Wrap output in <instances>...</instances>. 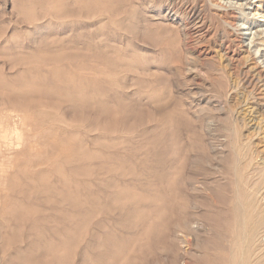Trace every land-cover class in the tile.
<instances>
[{"label":"rangeland","instance_id":"1","mask_svg":"<svg viewBox=\"0 0 264 264\" xmlns=\"http://www.w3.org/2000/svg\"><path fill=\"white\" fill-rule=\"evenodd\" d=\"M227 2L231 7H228ZM239 6H245L244 13L238 10ZM169 7L175 9L176 17L168 13ZM186 7L199 11L204 22V29L207 31L206 36L196 39L197 41L188 38L182 30L183 17L180 13ZM220 14L227 16L218 17L217 15ZM234 18L236 20H233ZM228 22H235L234 27ZM256 31L260 34L259 38H256L257 43L254 42V46H249L250 39ZM260 40L264 41V0H0V60L11 59L13 62L9 61V64L14 63L15 59L13 60L12 57L18 58L14 54L21 47L29 58L26 59V65L22 67H14V70H10L2 67L1 64L0 69L3 68L2 71L5 74L13 75L15 78L22 73L21 78H24L26 74L27 78H24L27 83L26 90L31 89L28 91L31 93H29L31 98L28 95V99L32 101L33 96L41 97L45 109L48 108L45 112H51L47 115L53 117V121L46 118L29 119L26 128L13 131L12 141L15 140L12 142V152L10 151L11 154L8 153L7 157L5 155L4 159L0 157V165L5 168L0 178V189L3 187L4 190V186L8 189H5L8 193L1 190L0 197L2 195H7L9 199L11 197L10 202L7 199V204L8 207L11 206L10 208L15 205L14 209L18 206V202H22L27 218L20 220V215L13 217L6 213L5 217L0 219V225L2 224L0 226V264H18V262L91 264L92 258L96 259L95 252L98 253V251L99 254L106 252L105 255L98 257L99 261L95 260L97 263L93 261V264H129L126 262L137 263L141 259L145 264H194L195 260L201 256H199L200 250L207 236L204 235V230H201L200 234L197 229L192 230L191 227L189 229V225L191 226L195 220L199 223L197 221L199 219L196 218L201 220L203 214H206L203 205L209 204L210 200L205 195L204 189L209 188L211 192L215 190L218 194H222V190L228 187L230 173L228 171H230L229 167H232L230 166L234 158L232 150L235 148L231 137L233 128L237 129L239 143L245 142L247 146L249 145L246 160L264 173V91L260 88L259 92L250 96L241 89H235L233 74L235 67L239 74L248 72L256 76L258 71H264V57H260L264 54V42ZM255 45L259 46L261 53L252 57L253 51L257 48ZM248 48L250 53L246 51ZM8 55L13 56L10 58ZM2 56L5 57L2 58ZM255 63L257 65H254ZM13 76L10 77L12 80ZM27 79L32 82H26ZM32 107L27 108L28 115L33 114ZM86 107L91 110H87ZM55 111L59 117L55 116ZM66 113L67 115H64ZM72 117L74 120H70ZM66 119L69 121L67 122ZM34 122L38 124L34 125ZM49 128L52 130L50 131ZM71 129H74L75 133ZM98 129L100 131H96ZM60 130H62L61 133ZM105 132L109 133L108 139L114 140H108ZM124 132H128L124 134L126 137L121 135ZM74 134L78 135V138L73 136ZM102 136L105 139L104 143L108 142L107 145L103 143L104 147L98 144L102 141ZM72 139L75 141L71 142ZM155 140L156 142L159 140V144ZM125 141L127 142L124 143ZM93 144L98 146L95 147ZM35 145L38 151L34 148ZM118 145L123 146L125 151L121 147V150L119 147L118 150H114ZM155 145L157 149L154 148ZM126 146L127 149H125ZM158 146L161 149H158ZM79 147H81L80 151ZM97 148L100 150L97 151ZM114 151L118 153V156ZM121 152L127 154L123 155ZM12 153L19 154L21 157L14 156ZM130 153L134 157H130L128 155ZM153 153H155L154 156L159 155L160 160L158 157H153ZM166 154L168 157L164 159ZM51 156L59 164L52 162L53 160L49 159ZM120 156L123 157L124 162ZM124 156L127 157L126 161ZM23 158L33 161V164H30L28 160L23 161V164L27 163L30 166H22ZM152 158L159 160L158 164L162 166L156 164L157 161ZM130 160L136 161L134 163L131 161L133 165L136 164L134 167ZM119 162L122 166L118 164ZM81 165L83 168H80ZM8 166L9 169H7ZM52 166L58 168H51ZM126 170L128 175L132 173L130 178L125 174ZM82 171L85 173L82 174ZM164 171L174 178L176 185L173 184V186L178 192V197L174 199L177 203L174 201L171 212L166 209L167 205L169 204V207L172 203L168 198L169 186L167 185L169 184L168 182L166 184L168 175L163 173ZM57 172L58 174L60 172L61 176ZM120 173L126 179H122V175H117ZM135 174L138 175L141 183L136 182L137 186L135 181L138 178ZM16 176L17 178L13 180ZM68 176H72L74 181ZM157 176L158 179H156ZM35 178H37L36 182H34ZM128 178L130 180L134 178L133 181L131 180L134 183ZM116 180L119 181V187L118 185L116 187L118 190L122 189L119 192L122 194L121 197L119 194V198H117V191H115L116 196L113 195ZM123 180H127L126 184ZM122 182L125 186L130 185V189L129 187L123 189L125 186ZM91 183L93 186H90ZM105 183H110L109 185H112L114 189ZM211 185L212 189L214 186L216 189L212 190ZM81 192L87 194L86 198ZM90 193L93 194L90 195ZM76 194L80 196L79 199ZM136 196H139L138 199ZM67 197H73L74 203ZM48 199L52 202L49 203ZM3 200L0 198V206L4 204ZM77 200L81 201L79 210L78 204L76 205ZM82 206L87 209L83 207L82 210ZM162 206L165 207L162 208ZM91 210L94 214L85 216L87 213H93ZM77 213L82 215L79 216ZM95 213H97L96 217ZM6 219L9 220L8 223ZM18 223H22V226L19 224L21 226L19 227ZM143 224H146V227H141L144 226ZM152 224L153 226L150 227ZM18 227L20 230L17 229L15 234ZM146 228L151 229L149 233ZM96 232L98 237L101 234L103 237L101 235L98 238ZM106 234L108 236H105ZM104 236L108 238L107 241ZM6 240L7 243H12L11 246L6 243ZM102 240L108 246L102 243ZM139 242L144 245L142 246ZM147 245L152 246L151 249ZM89 246L93 247V250ZM101 246H104L103 249ZM87 253H90V256L94 253V256L90 257ZM15 257H21L20 259L23 260H17ZM86 258L90 259V263ZM135 259L137 262L133 261Z\"/></svg>","mask_w":264,"mask_h":264},{"label":"bare ground","instance_id":"2","mask_svg":"<svg viewBox=\"0 0 264 264\" xmlns=\"http://www.w3.org/2000/svg\"><path fill=\"white\" fill-rule=\"evenodd\" d=\"M88 2V1H87ZM91 2V1H90ZM214 2V1H213ZM126 3V2H125ZM232 3V2H231ZM29 4V3H28ZM98 4V3H97ZM114 4V3H113ZM227 4H228V7H231V5H230V3L229 2H227ZM131 5H133V4H131ZM173 5V4H172ZM171 5V6H172ZM215 5L217 6V4L215 3ZM181 6V5H180ZM238 6V5H237ZM51 7V6H50ZM194 7V6H193ZM219 7V6H218ZM127 8V7H126ZM131 8V7H130ZM238 8V10L240 11V12H242V13H244V10H243V8H245V6L244 7H242V6H239V7H237ZM129 9V8H128ZM131 10V9H130ZM168 13L170 14H172V16L173 17H176V13H175V9H173L172 7L170 8H168ZM232 10V9H231ZM127 11V10H126ZM216 13V12H215ZM225 13V12H224ZM44 14V13H43ZM133 14V13H132ZM180 14H182V17H183V19H181L182 21H181V25H182V30H183V33L184 34H186L187 35V37L188 38H191V40H196V39H199L200 37H202V36H206V32L207 31H205V29H204V22H203V19L200 17V14H199V11L197 10V9H195V8H192V7H190V8H187L186 7V9H184L183 11H182V13H180ZM229 14H230V11H229ZM250 14V13H249ZM244 15V14H243ZM218 17H224V16H227L226 14H220V15H217ZM229 16V15H228ZM231 16V15H230ZM125 17V16H124ZM233 17V16H232ZM237 17V16H236ZM216 18V17H215ZM225 18V17H224ZM233 20H236L235 18L233 19ZM225 21V23H227L226 21V19L224 20ZM125 23V22H124ZM224 23V22H223ZM228 24L229 25H231L232 27H234V25H235V22H228ZM250 26H253V25H250ZM136 27V26H135ZM229 27V26H228ZM132 31V30H131ZM182 32V31H181ZM259 35L260 34H258V32L256 31V32H254V34L252 35V37H251V39H250V43H249V46L250 45H253L254 46V42L255 41H257L256 40V38H259ZM233 37V36H232ZM208 39V38H207ZM204 40V39H203ZM234 40V39H233ZM41 41V40H40ZM197 41V40H196ZM261 42H264V41H262V40H260ZM4 42V41H3ZM1 43V42H0ZM47 43V42H46ZM255 43H257V42H255ZM260 43V42H259ZM196 45V44H195ZM258 45V44H257ZM256 46V45H255ZM8 47V46H7ZM257 47V48H256ZM255 48V50L253 51V53H252V57H254V56H256L257 54H259V53H261V52H259V46H256ZM17 49V48H16ZM189 50V49H188ZM246 51L248 52L249 51V53H250V49L248 48V49H246ZM11 52V51H10ZM7 53V52H6ZM9 53V52H8ZM12 53V52H11ZM26 52L24 51V48H20V50H18L17 52H16V54H14V56H16V57H18L17 59L16 58H14V57H12L13 55H11V56H9L8 55V57H12V59L14 60L15 59V62L14 63H12V64H9V61H11V59H9V61L7 60V59H5V58H3V57H5V56H2V58L3 59H1L0 60V65L2 66V67H6V68H9L10 70H12L14 67L15 68H17V67H22V66H24V65H26L25 63H26V59L28 58L27 56H26V54H25ZM224 56V55H223ZM40 57V56H39ZM260 57H264V54L263 55H260ZM60 58H61V56H60ZM230 58V57H229ZM29 59V58H28ZM39 59V58H38ZM228 59V58H227ZM231 59V58H230ZM229 59V60H230ZM232 60H234V59H232ZM227 61V60H226ZM236 61V60H235ZM264 61V60H263ZM11 62H13V61H11ZM35 62V61H34ZM258 63V62H257ZM257 63H255L254 65H257ZM37 64H39V63H37ZM44 64V63H43ZM228 66H229V64H228ZM255 67V66H254ZM1 68V67H0ZM14 68V69H15ZM3 69V68H2ZM2 69H0V157H3V159H4V157H5V155H6V157H7V155H8V153H10L11 154V146H12V142L15 140V139H13V141H12V133H13V131H16V130H18V129H22V128H26V126L28 125V120L29 119H33V118H36V119H38V120H41V119H44V118H46L47 120H49V119H52V121H53V117H51L50 115H47V113H50L51 114V112H45V111H47L48 110V108H47V110L45 109V106L43 105V103L41 102V97L40 98H38V96H33L32 98H33V100L32 101H30L29 99L31 98V96H30V92H28L29 90H31L30 88L28 89V91L26 90V87H27V83H25V81L24 80H26V79H24V78H27L26 77V74H24V78H21V76L23 75V73H22V75L21 76H17L16 78H15V76H13L14 78H13V80H12V78H10V77H12L11 75H9L8 76V74H5V72L4 71H2ZM8 69V70H9ZM13 69V70H14ZM4 70V69H3ZM22 70V69H21ZM238 70V69H237ZM18 71V70H17ZM20 71V70H19ZM23 71H24V68H23ZM37 71V70H36ZM76 71V70H75ZM11 72V71H10ZM22 72V71H21ZM14 74V73H13ZM16 74H17V72H16ZM233 74H234V78H235V89H241L245 94H249L250 96L252 95H254L256 92H259V89L260 88H262V90L264 91V71L263 70H260V71H258L257 72V75L255 76V75H251V74H248V72H243L242 74H239V73H237L236 72V67H235V71H233ZM209 75V74H208ZM37 76V75H36ZM213 76V75H212ZM233 76V75H232ZM28 80V79H27ZM38 80V79H37ZM42 80V79H41ZM199 80H200V78H199ZM234 80V79H233ZM14 81H15V83H14ZM39 81V80H38ZM26 82H32V81H30V80H28V81H26ZM34 83V82H33ZM36 83V82H35ZM17 85V86H16ZM102 85V84H101ZM33 89V88H32ZM232 89V88H231ZM84 90V89H83ZM33 91V90H32ZM261 92V91H260ZM30 93V94H29ZM264 93V92H263ZM262 93V94H263ZM258 94V93H257ZM28 95L30 96V98L28 99ZM46 95V94H45ZM45 95H43V97H45ZM48 95H49V93H48ZM40 96V95H39ZM51 96V95H50ZM49 96V97H50ZM260 96V95H259ZM258 96V97H259ZM262 96V95H261ZM263 96H264V94H263ZM48 96H46V98H47ZM256 97V96H255ZM257 97V98H258ZM107 98V97H106ZM253 98V97H252ZM251 98V99H252ZM126 99H128L127 97H126ZM250 99V98H249ZM260 99V98H259ZM130 100V99H129ZM107 102V101H106ZM261 102V101H260ZM125 103V102H124ZM223 104V103H222ZM117 105V104H116ZM30 106H33L32 107V110H33V114L31 113V114H29L28 115V112H27V108L29 107L30 108ZM56 107V106H55ZM122 107V106H121ZM127 107V106H126ZM80 108V107H79ZM105 108V107H104ZM51 109V108H50ZM49 109V110H50ZM72 109V108H71ZM76 109V108H75ZM86 109H87V107H86ZM85 109V110H86ZM88 109H90V108H88ZM87 109V110H88ZM121 109V108H120ZM125 109V108H124ZM123 109V110H124ZM128 109V108H127ZM137 109V108H136ZM264 109V108H263ZM64 110V109H63ZM91 110V109H90ZM109 110V109H108ZM60 111H62V110H60ZM65 111V110H64ZM63 111V112H64ZM73 111V110H72ZM133 111V110H132ZM264 111V110H263ZM70 112V111H69ZM76 112V111H75ZM86 113H88L87 111H85ZM108 112V111H107ZM112 112V111H111ZM109 113V112H108ZM45 114V115H44ZM54 114H55V116H58V115H56V111L54 112ZM71 114V113H70ZM77 114V113H76ZM118 114V113H117ZM64 115H67V113L66 114H64ZM75 115V114H74ZM73 115V116H74ZM111 115V114H110ZM119 115V114H118ZM126 115V114H125ZM62 116V115H61ZM108 116H109V114H108ZM108 116H106V117H108ZM123 116H124V113H123ZM59 117V116H58ZM68 117H69V114H68ZM110 117V116H109ZM75 118H77V117H75ZM69 119V118H68ZM73 119V117L70 119V120H72ZM120 119V118H119ZM61 120H62V118H61ZM74 120V119H73ZM121 120V119H120ZM125 120V119H124ZM52 121H51V124H52ZM66 121H67V119H66ZM69 121V120H68ZM67 121V122H68ZM121 121H123V120H121ZM36 122V121H35ZM35 122L33 123L34 125H36V124H38V123H36L35 124ZM55 122V121H54ZM61 122V121H60ZM118 122H120V121H118ZM127 122V121H126ZM65 123V122H64ZM113 123V122H112ZM131 123V122H130ZM50 124V123H49ZM54 124V123H53ZM53 124H52V127H54L53 126ZM66 124V123H65ZM124 124V123H123ZM31 125V124H30ZM113 125V124H112ZM115 125V124H114ZM51 126V125H50ZM66 126H67V124H66ZM65 126V127H66ZM98 126V125H97ZM107 126V125H106ZM123 125L121 124V127H122ZM35 127V126H34ZM47 127V126H46ZM67 127H69V126H67ZM92 127H93V125H92ZM108 127H109V125H108ZM113 127H115V126H113ZM112 127V128H113ZM29 128V127H28ZM61 128V127H60ZM64 128V127H63ZM75 128H77V127H75ZM74 128V129H75ZM43 129V128H42ZM45 129V128H44ZM43 129V130H44ZM74 129L72 130L73 132H74ZM78 129V128H77ZM96 129V128H95ZM104 129V128H103ZM119 129V128H118ZM125 129V128H124ZM34 130V129H33ZM32 130V131H33ZM48 130V129H47ZM49 130H50V128H49ZM51 130H52V128H51ZM50 130V131H51ZM55 130V129H54ZM91 130V129H90ZM133 130V129H132ZM166 130V129H165ZM175 130V129H174ZM39 131H41V130H39ZM61 131L62 130H60V133H61ZM96 131H100L99 129L98 130H96ZM103 131V130H102ZM113 131H115V130H113ZM124 131V130H123ZM128 131V130H127ZM148 131V130H147ZM55 132H58L59 133V131H56L55 130ZM68 132H70V131H68ZM104 132V131H103ZM129 132V131H128ZM127 132V133H128ZM131 132V131H130ZM20 133H22V132H20ZM32 133V132H31ZM40 133H42V132H40ZM52 133H54V132H52ZM63 133V132H62ZM75 133V132H74ZM101 133V132H100ZM106 133V132H105ZM126 132H124L123 134H121V135H123V137L127 134ZM146 133V132H145ZM18 134V133H17ZM51 134V133H50ZM55 134V133H54ZM76 134H77V132H76ZM108 134L109 133H106V135L105 134H102L103 136L105 135L106 136V138L108 139ZM116 134V133H115ZM117 134H119V133H117ZM125 134V135H124ZM42 135V134H41ZM149 135V134H148ZM159 135V134H158ZM55 136V135H54ZM53 136V137H54ZM57 136V135H56ZM63 136H64V134H63ZM73 136H75V137H77L75 134L73 135ZM102 136V137H103ZM108 136V137H107ZM115 136V135H114ZM118 136V135H117ZM116 136V137H117ZM30 137H31V135H30ZM40 137V136H39ZM44 137V136H43ZM50 137V136H49ZM58 137V136H57ZM65 137V136H64ZM122 137V136H121ZM126 137V136H125ZM232 138H233V141H234V146H235V148L232 150V151H234L233 153H234V158H233V160H232V165H230V166H232L231 168L229 167V169H230V171H228V172H230L229 173V182H228V187H225L224 188V190H225V193H224V190H222V194H218L217 193V191H215V190H213L214 188H215V186H214V188L212 189V185H211V189L213 190L212 192L209 190V188L208 189H204L205 191H206V194L205 195H207V197H209L208 199L210 200V202H209V204L208 203H205L204 205H203V207H204V210L206 211V214L204 213L203 214V216L201 215V213H200V215L202 216V218H201V220H200V218H196V219H199V220H197V221H199V223L198 222H196V220L195 221H193V222H195V223H191L192 225L190 226L189 225V229H190V227L192 228V230H198V231H200V234L202 233L201 232V230L203 231V233H204V235L205 236H207V238H206V241H204V245H203V247L201 248V253L199 254V258H197L196 260H195V262H194V264H264V173H263V171L261 172V170H259L256 166H254V165H252V163L250 162V161H248V160H246L247 158V150L249 149L248 148V146L245 144V142L244 143H239V140H238V132H237V129H235V128H233V132H232V136H231ZM248 137V136H247ZM54 138H56V137H54ZM53 138V139H54ZM70 138H72V136L70 137ZM78 138V137H77ZM100 138H101V136H100ZM119 138H120V135H119ZM21 139V138H20ZM52 139V140H53ZM56 139H58V138H56ZM60 139V138H59ZM104 139V137L102 138V141H99V143L96 141V144L98 143L99 144V146L100 145H102L103 146V143H104V141H105V139ZM110 139H113V138H110ZM110 139H108V140H110ZM116 139V138H115ZM125 139V138H124ZM248 139V138H247ZM18 140V139H17ZM33 140H35V138L33 139ZM41 140H43V139H41ZM60 140H64L63 138L62 139H60ZM73 140V139H72ZM92 140V139H91ZM90 140V141H91ZM107 140V141H108ZM114 140V139H113ZM113 140H111V142L113 141ZM122 139H120V141H121ZM154 140V139H153ZM157 140V139H156ZM156 140H155V142H156ZM75 140H73V141H71V142H74ZM82 141V140H81ZM80 141V143H81V147H82V142ZM116 141H118L117 139H116ZM159 141V140H158ZM158 141L156 142V143H158ZM16 142V141H15ZM21 142V141H20ZM54 141H52V143H53ZM56 142H58V141H56ZM55 142V143H56ZM60 142V141H59ZM64 142V141H63ZM63 142H61L62 144H63ZM66 142V141H65ZM102 142V143H101ZM110 142V143H111ZM127 141H125L124 143H126ZM164 142V141H163ZM242 142V141H241ZM76 143V142H75ZM106 143V142H105ZM104 143V144H105ZM108 143V142H107ZM107 143H106V145H107ZM118 143V142H117ZM116 143V144H117ZM120 143V142H119ZM129 143V142H128ZM150 143V142H149ZM24 144V143H23ZM73 144V143H72ZM71 144V145H72ZM84 144V143H83ZM159 144V143H158ZM38 145V144H37ZM57 145V144H56ZM61 145V144H60ZM94 145V144H93ZM114 145V144H113ZM112 145V146H113ZM130 145V144H129ZM147 145V144H146ZM152 145V144H151ZM163 145V144H162ZM165 145V144H164ZM27 146V145H26ZM30 146V145H29ZM52 146H53V144H52ZM59 146V145H58ZM78 146H80V145H78ZM84 146V145H83ZM95 147L96 146H98V145H94ZM105 146V145H104ZM103 146V147H104ZM110 145H108V148H110L109 147ZM128 146V145H127ZM127 146H126V148L125 149H127ZM14 147H17V146H14ZM53 147H56L55 146V144H54V146ZM70 147H72V146H70ZM81 147H79V151L81 150ZM102 147V148H103ZM118 147H119V145L117 146V149H114V150H118ZM121 148L123 147V146H120ZM119 147V148H120ZM159 147V146H158ZM160 147H161V145H160ZM158 148V149H161V148ZM166 146H164V148H165ZM31 148V147H30ZM29 148V149H30ZM35 149H36V145H35V147H34ZM37 148H38V146H37ZM59 147H57V149H58ZM76 147L74 146V149H75ZM107 148V147H106ZM114 148H116V147H114ZM121 148H120V150H121ZM154 148H156V145H155V147ZM248 148V149H247ZM32 149V148H31ZM41 149V148H40ZM70 149V148H69ZM105 149V148H104ZM111 149V148H110ZM113 149V148H112ZM123 149V148H122ZM128 149H129V147H128ZM157 149V148H156ZM156 149H154L155 151H156ZM37 150V149H36ZM36 150H34V151H36ZM55 150V149H54ZM84 150V149H83ZM98 150H100L99 148H97V151ZM105 150H107V149H105ZM124 150V149H123ZM137 150V149H136ZM11 151V152H10ZM16 151V150H15ZM14 151V152H15ZM22 151H24V149H22ZM38 151V150H37ZM47 151V150H46ZM56 151V150H55ZM86 151V150H85ZM101 151H102V149H101ZM110 151V150H109ZM125 151V150H124ZM130 151V150H129ZM133 151V150H132ZM13 152V153H14ZM18 152V151H17ZM16 152V153H17ZM21 152V151H20ZM62 152H63V150H62ZM88 152H90L89 150H88ZM96 152V151H95ZM112 152V151H111ZM110 152V153H111ZM115 152V155H117L118 156V153L116 154V151H114ZM114 152H113V154H114ZM118 152V151H117ZM126 152H128L127 150H126ZM126 152H121V153H123V155H124V153H126ZM158 153H160L159 151H157ZM251 152H252V150H251ZM12 153V154H13ZM19 153V152H18ZM47 153V152H46ZM50 153V152H49ZM53 153V152H52ZM85 153V152H84ZM121 153H119L120 155H121ZM131 153H133V152H131ZM131 153L130 154H128V155H130V157H134V156H131ZM135 153V152H134ZM91 154H92V152H91ZM102 154V153H101ZM100 154V155H101ZM107 154V153H106ZM112 154V153H111ZM127 154V153H126ZM149 154V153H148ZM161 154V153H160ZM14 155V154H13ZM17 155H19V154H17ZM16 154L14 155V156H17ZM23 155H27V154H23ZM53 155H54V153H53ZM55 155H58V154H55ZM93 155V154H92ZM155 155V153H153V157H158L157 155L156 156H154ZM163 155V154H162ZM161 155V158L163 159V156ZM168 154H166L165 155V158L164 159H167L166 157H168L167 156ZM20 156V155H19ZM102 156H104V154H102ZM126 156V155H125ZM125 156H124V158H125ZM9 157V156H8ZM18 157V156H17ZM21 157V156H20ZM33 157H35V156H33ZM38 157H40L39 155H38ZM37 156L35 157L36 159L38 158ZM53 156H51V158H49V159H51V160H53L54 158H52ZM55 157V156H54ZM121 158H122V161H123V157L122 156H120ZM15 158V157H14ZM58 158V157H57ZM101 158H103V157H101ZM120 158V159H121ZM127 158V157H126ZM126 158H125V161H126ZM156 158H154L156 161H157V163L156 164H158V161L160 160L159 159V157H158V159L159 160H157ZM2 159V160H3ZM10 159V158H9ZM131 159V158H130ZM147 159V158H146ZM153 159V158H152ZM153 159V160H154ZM163 159V160H164ZM170 159V158H169ZM1 160V161H2ZM18 160V159H17ZM22 160V166L24 165V166H27L28 164L27 163H24L23 164V161H28L27 159L26 160H24V158L23 159H21ZM47 160V159H46ZM50 160V161H51ZM56 160V159H55ZM60 160V159H59ZM65 160V159H64ZM94 160V159H93ZM106 159H104V161H105ZM108 160H110V159H108ZM129 160V159H128ZM133 160V159H132ZM132 160H130V163H131V161ZM135 160V159H134ZM148 160V159H147ZM146 160V161H147ZM185 160V159H184ZM49 161V160H48ZM47 161V162H48ZM88 161V160H87ZM101 161V160H100ZM102 161H103V159H102ZM101 161V162H102ZM120 161V160H119ZM144 161V160H143ZM145 161V162H146ZM165 161V160H164ZM171 161V160H170ZM7 162V161H6ZM29 162H30V160H29ZM40 162V161H39ZM39 162H38V166H39ZM52 162H57V161H52ZM117 162V161H116ZM115 162V163H116ZM124 162V161H123ZM134 162H136V161H134ZM133 161H132V163H134ZM166 162H168L167 160H166ZM250 162V163H249ZM4 163V162H3ZM33 164V161H31L30 162V164ZM87 163V162H86ZM103 163H106V162H103ZM113 164H114V162H112ZM126 163V162H125ZM131 163V165L134 167L135 165H133ZM170 163V162H169ZM2 164V163H1ZM10 164V163H9ZM43 164V163H42ZM46 164V163H45ZM56 164H59V162H57ZM71 164H72V162H71ZM108 164V163H107ZM111 164V163H110ZM118 164H120V162L118 163ZM155 164V165H156ZM160 164V163H159ZM158 164V165H159ZM6 165V164H5ZM54 165V164H53ZM92 165V164H91ZM90 165V166H91ZM121 165V164H120ZM129 165V164H128ZM169 165V164H168ZM255 165H257V164H255ZM28 166H30V165H28ZM31 166H33V165H31ZM47 166V165H46ZM50 166V165H49ZM48 166V167H49ZM58 166V165H57ZM56 166V167H57ZM65 166H67V164L65 165ZM106 166V165H105ZM112 166V165H111ZM117 166H119V165H117ZM122 166V165H121ZM130 166V165H129ZM159 166H162V165H159ZM158 166V167H159ZM171 166V165H170ZM34 167L36 168V165H34ZM55 167V166H54ZM53 166L51 167V168H54ZM55 167V168H56ZM73 167V166H72ZM82 167V165L80 166V168ZM86 167V166H85ZM110 167V166H109ZM108 167V168H109ZM113 168H114V166H112ZM124 167V166H123ZM122 167V168H123ZM155 167V166H154ZM154 167H153V171H154ZM157 167V168H158ZM15 168H18V167H15ZM24 168H26V167H24ZM58 168V167H57ZM75 168V167H74ZM73 168V169H74ZM77 168V167H76ZM83 168V167H82ZM99 168V167H98ZM141 168V167H140ZM160 168V167H159ZM161 168H163V167H161ZM7 169H9V166L7 167ZM6 169V170H7ZM19 169V168H18ZM21 169V168H20ZM19 169V170H20ZM27 169L29 170V168L27 167ZM31 169H32V167H31ZM62 169V168H61ZM66 169H67V167H66ZM72 169V168H71ZM112 169V168H111ZM120 169V168H119ZM130 169V168H129ZM129 169H127V170H129ZM150 169V168H149ZM262 169V168H261ZM16 170V169H15ZM33 170V169H32ZM49 170V169H48ZM64 170V169H63ZM79 170V169H78ZM86 170V169H85ZM125 170V169H124ZM123 170V171H124ZM127 170H126V175H128L129 173L127 172ZM161 171H163V169H160ZM258 170L260 171V172H258ZM14 171V170H13ZM24 171V170H23ZM27 171V170H26ZM30 171V170H29ZM52 171H54V169H52ZM51 171V172H52ZM57 171V170H56ZM76 171V170H75ZM79 171H81V169L79 170ZM87 171V170H86ZM98 171V170H97ZM103 171H105V170H103ZM117 171V170H116ZM122 171V172H123ZM173 171V170H172ZM4 172H5V168H4V166L2 167L1 165H0V178H2V176H3V174H4ZM45 172H46V170H45ZM45 172H44V174H45ZM64 172V171H63ZM95 172H96V170H95ZM118 172V171H117ZM116 172V173H117ZM120 172V171H119ZM118 172V173H119ZM131 172H133V171H131ZM139 172V171H138ZM173 172H175V171H173ZM12 173V172H11ZM15 173H16V171H15ZM14 173V174H15ZM19 173H21V172H19ZM28 173H30V172H28ZM79 173H81V172H79ZM85 173V172H84ZM83 173V171H82V174H84ZM101 173V172H100ZM123 173V174H124ZM128 173V174H127ZM135 173V172H134ZM133 173V174H134ZM155 173V172H154ZM163 173H165L166 175H168L167 176V180H166V184H167V182H168V184L169 185H167V186H169L168 187V192H169V195H168V198H169V201H170V203H172V204H170V206L168 207V205H167V207H166V209H167V211L168 212H171V211H173L172 209H173V203H174V199H175V197H178L177 196V190L174 188V186L176 185V183L174 184V178H172L171 177V175H169V174H167L166 173V171H164ZM7 174V173H6ZM33 174V173H32ZM39 174V173H38ZM50 174V173H49ZM57 174H58V172H57ZM56 174V175H57ZM65 175H66V173H64ZM76 174V173H75ZM81 174V175H82ZM88 174V173H87ZM86 174V175H87ZM137 174V173H136ZM135 174V176H137V178H138V180L137 181H135V184H136V186H137V183L138 184H141L140 182H139V177H138V175H136ZM177 174V173H176ZM12 175H13V173H12ZM40 175V174H39ZM39 175H37V176H39ZM46 175V174H45ZM53 176H54V174H52ZM58 175H60L61 176V174H60V172H59V174ZM71 175V174H70ZM96 175H98V174H96ZM104 175V174H103ZM108 175V174H107ZM117 175H122V173H120V174H117ZM130 175H132V173H130ZM130 175H128V177L130 176ZM160 174L158 173V176H159ZM163 175V174H162ZM174 175H175V173H174ZM36 176V177H37ZM52 176V177H53ZM118 176V177H119ZM134 176V177H135ZM157 176V178L156 179H158L159 177ZM7 177V176H6ZM5 177V178H6ZM22 177H24V175L22 176ZM31 177V176H30ZM71 177V179L73 180V177L72 176H70ZM69 176H68V178H70ZM75 177H76V175H75ZM96 177V176H95ZM98 177V176H97ZM103 177V176H102ZM127 177V176H126ZM131 177V176H130ZM129 177V178H130ZM133 177V176H132ZM161 177V176H160ZM163 178H165L164 176H162ZM179 177H180V175H179ZM11 178V177H10ZM17 178V176L13 179V180H15ZM99 178V177H98ZM117 178V177H116ZM116 178H114V179H116ZM128 178V179H129ZM136 178V177H135ZM31 179V178H30ZM43 179V178H42ZM61 179V178H60ZM71 179H69L70 181H71ZM104 179H106V177H104ZM122 179H126V178H124V175H122ZM32 181H33V179H31ZM36 180H37V178H35V181L34 182H36ZM39 180V179H38ZM45 180H46V177H45ZM48 180V179H47ZM93 181H95L94 179H92ZM106 180H110V179H106ZM130 180V179H129ZM131 180L133 181L134 180V178H131ZM130 180V181H131ZM44 181V180H43ZM42 181V182H43ZM74 181V180H73ZM90 181V180H89ZM99 181H100V179H99ZM98 181V182H99ZM117 181V180H116ZM124 181V180H123ZM127 180H125L124 181V183L126 182ZM131 181V182H132ZM161 181V180H160ZM164 181V180H163ZM163 181H162V183H163ZM216 181V180H215ZM6 182V181H5ZM13 182H15V181H13ZM12 182V183H13ZM78 182V181H77ZM76 182V184H78ZM102 182V181H101ZM109 182V181H108ZM113 182V181H112ZM131 182H130V184H131ZM137 182V183H136ZM3 183H4V181H3ZM16 183V182H15ZM20 183V182H19ZM33 183V182H32ZM47 183V182H46ZM80 183V182H79ZM83 183V182H82ZM82 183H81V185H82ZM104 183V182H103ZM124 183L122 182V185L123 186H125L124 185ZM132 183H134V182H132ZM161 183V182H160ZM5 184H7V182L5 183ZM51 184V183H50ZM67 184H68V182H67ZM93 184H94V182H93ZM93 184L91 183L90 184V186L92 185L93 186ZM96 184V183H95ZM105 184H107V183H105ZM110 184V183H109ZM109 184H107V185H109ZM112 184V183H111ZM113 184H114V182H113ZM119 184V181H117L116 182V184H115V187H116V185H118ZM121 184V183H120ZM126 184V183H125ZM128 184V183H127ZM172 184V185H171ZM173 184H174V186H173ZM221 184V183H220ZM8 185H9V183H8ZM10 185H11V183H10ZM38 185V184H37ZM40 185V184H39ZM45 185H47V184H45ZM79 185V184H78ZM81 185H80V187H81ZM89 185V184H88ZM97 185V184H96ZM95 185V186H96ZM100 185V184H99ZM106 185V186H107ZM134 185V184H133ZM51 186V185H50ZM83 186L85 187V185H84V183H83ZM94 186V187H95ZM101 186V185H100ZM105 186V185H104ZM112 186V185H111ZM110 185L108 186V187H111ZM130 185H128V186H125V188H123V189H127L128 187H129ZM135 186V187H136ZM207 186H209V185H207ZM17 187V186H16ZM22 187V186H21ZM30 187V186H29ZM28 187V188H29ZM43 187V186H42ZM61 187V186H60ZM76 187H77V185H76ZM93 187V188H94ZM117 187H119V185L117 186ZM116 187V189L114 190V194L113 195H115L116 196V192L115 191H117L118 192V197L117 198H119V194H120V197H121V193H119L120 192V190H122V189H120V190H118V188ZM162 187V186H161ZM198 187V186H197ZM203 187V186H202ZM217 187V186H216ZM4 188L6 189V186H4ZM13 188V187H12ZM46 188H48V187H46ZM107 188V187H106ZM132 188V187H131ZM163 188V187H162ZM204 188V187H203ZM4 189V190H5ZM17 189V188H16ZM45 189V188H44ZM52 189V188H51ZM64 189V188H63ZM74 189V188H73ZM83 189V188H82ZM102 189V188H101ZM111 189H114V187L112 186V188ZM129 189H130V187H129ZM128 189V190H129ZM197 189V188H196ZM201 189V188H200ZM216 189V188H215ZM1 190H3V187H2V189H0V191ZM3 190V191H4ZM6 190H8V189H6ZM5 190V192L6 193H8L7 191ZM39 190H40V187H39ZM69 190V189H68ZM87 190V189H86ZM204 190H202V191H204ZM207 190H208V193H207ZM46 191V190H45ZM44 191V192H45ZM89 191H91V190H89ZM162 191V190H161ZM201 191V190H200ZM204 191V192H205ZM219 191V190H218ZM4 192V193H5ZM43 192V193H44ZM75 192H76V190H75ZM97 192V191H96ZM204 192H201V193H204ZM15 193V192H14ZM81 193H83L84 194V192H81ZM89 193V192H88ZM98 193V192H97ZM93 193H90V195H92ZM105 194V193H104ZM108 194V193H107ZM127 194V193H126ZM157 194V193H156ZM33 195V194H32ZM58 195V194H57ZM85 195V198H86V195L87 194H84ZM111 194H109V196H110ZM125 195V194H124ZM134 195V194H133ZM136 195V194H135ZM166 195H167V193H166ZM188 195V194H187ZM202 195V194H201ZM1 196V195H0ZM12 196V195H11ZM31 196V195H30ZM40 196V195H39ZM65 196V195H64ZM62 197L64 200H65V197ZM76 196H77V194H76ZM79 196V195H78ZM77 196V198L79 199L80 198V196L78 197ZM95 196V195H94ZM96 196H98V194L96 195ZM112 196V195H111ZM126 196H128V195H126ZM143 196H145V195H143ZM155 196V195H154ZM160 196V195H159ZM165 196V195H164ZM185 196V195H184ZM2 197H4V198H2ZM2 197H0L1 199H4L3 200V202H4V204H2V202H1V206H0V219L2 218L3 219V217H5V215H6V213H8V214H10L11 216H17V215H20L21 216V218H20V220L23 218V220L26 218V209L22 206V202H18V206L14 209V207H15V205L13 206V202H12V206H13V208H10V207H8V204H7V199H9L8 198V196L7 195H2ZM28 197H29V195H28ZM49 197V196H48ZM48 197H46V198H48ZM52 197V196H51ZM61 197V196H60ZM75 197V196H74ZM108 197V196H107ZM130 197H131V195H130ZM137 197V196H136ZM135 197V198H136ZM139 197V196H138ZM138 197H137V199H138ZM167 197V196H166ZM165 197V198H166ZM181 197V196H180ZM31 198V197H30ZM54 199H55V197H53ZM67 198H69V197H67ZM71 198V199H70ZM69 198V200L71 201H73L74 200V198L73 197H70ZM73 198V199H72ZM76 198V199H77ZM82 198V197H81ZM87 198H89V197H87ZM94 198H96V197H94ZM94 198H92V199H94ZM143 198V197H142ZM150 198H152V197H150ZM161 198V197H160ZM183 198V197H182ZM14 199V198H13ZM32 199V198H31ZM40 199V198H39ZM61 199V198H60ZM62 199V200H63ZM91 199V200H92ZM98 199V202H99V198H97ZM10 200H11V197H10V199H9V202H10ZM17 200V199H16ZM22 200V199H21ZM36 200H38V199H36ZM61 200V201H62ZM84 200V199H83ZM127 200H129V199H127ZM140 200H142L141 198H140ZM153 200V199H152ZM161 200V199H160ZM167 200V199H166ZM19 201V200H18ZM23 201V200H22ZM48 201H49V199H48ZM51 201V200H50ZM50 201H49V203H50ZM66 201H67V199H66ZM66 201H65V203H66ZM76 201V200H75ZM115 201V200H114ZM147 201V200H146ZM8 202V203H9ZM14 202H15V200H14ZM37 202V201H36ZM46 202H47V200H46ZM52 202V201H51ZM64 202V201H63ZM87 202V201H86ZM92 202V201H91ZM142 202V201H141ZM162 202H163V200H162ZM176 202V201H175ZM16 203V202H15ZM24 203H26V202H24ZM27 203H29V202H27ZM32 203V202H31ZM59 203V202H58ZM68 203V202H67ZM72 203H74V201L72 202ZM71 203V204H72ZM79 203H81V201L80 202H78V200H77V202H76V205L78 206L77 208H78V210H79ZM96 203V202H95ZM177 203V202H176ZM17 204V203H16ZM85 204V203H84ZM154 204V203H153ZM152 204V205H153ZM28 205V204H27ZM142 205V204H141ZM24 206H26V205H24ZM34 206V205H33ZM73 206H75V205H73ZM88 206V205H87ZM96 206H97V204H96ZM154 206V205H153ZM161 206V205H160ZM166 206V205H165ZM164 206V207H165ZM35 207H37V206H35ZM62 207V206H61ZM76 207V206H75ZM83 207L84 208H86L85 206H82V210H83ZM93 207V206H92ZM120 207V206H119ZM139 207H141V206H139ZM138 207V208H139ZM150 208H151V206H149ZM163 206H162V208H164ZM76 209V208H75ZM87 209V208H86ZM90 209H93V208H90ZM144 209H145V207H144ZM149 209V208H148ZM147 209V210H148ZM157 209V208H156ZM166 209H165V211H166ZM32 210H33V208H32ZM77 210V211H78ZM94 210V209H93ZM142 210V209H141ZM146 210V209H145ZM160 210V209H159ZM86 211V210H85ZM92 211V210H91ZM151 211V210H150ZM74 212V211H73ZM83 212V211H82ZM89 212V211H88ZM93 213H87V214H85V216H87V215H89V214H94V211H92ZM95 212H96V210H95ZM152 212V211H151ZM157 212V211H156ZM43 213V212H42ZM72 213V212H71ZM75 213V212H74ZM78 213H79V211H78ZM77 213V214H78ZM99 213V212H98ZM101 213V212H100ZM143 213V212H142ZM154 213V212H153ZM175 213V212H174ZM7 214V215H8ZM77 214H75L76 216H77ZM97 213H95V217L97 216L96 215ZM102 214V213H101ZM152 214V213H151ZM161 214H163V213H161ZM166 214V213H165ZM9 215V216H10ZM71 215V214H70ZM69 215V218L72 216L73 217V215H71L70 216ZM74 215V216H75ZM79 216H81L82 214H78ZM159 215V214H158ZM167 215V214H166ZM28 216V215H27ZM129 216V215H128ZM145 216V215H144ZM154 216H156V215H154ZM12 217V218H13ZM143 217V216H142ZM142 217H141V219H142ZM162 217V216H161ZM74 218H76V217H74ZM148 218V217H147ZM154 218V217H153ZM156 218V217H155ZM27 219V218H26ZM99 219V218H98ZM163 218H161V220H162ZM5 220V219H4ZM19 220V221H20ZM148 220V219H147ZM159 220V219H158ZM9 221V220H8ZM8 221H7V219H6V222L8 223ZM17 221V220H16ZM75 221V220H74ZM86 221V220H85ZM146 221V220H145ZM2 222H4L3 220H2ZM27 222V221H26ZM100 222V221H99ZM103 222V221H102ZM148 222V221H147ZM156 222V221H155ZM154 222V223H155ZM161 222V221H160ZM5 223V222H4ZM4 223H3V226H4ZM16 223V222H15ZM22 223H23V221H22ZM21 223V224H22ZM97 223V222H96ZM149 223H151V222H149ZM159 223V222H158ZM20 223H18V225H19ZM20 224V225H21ZM24 224H26V223H24ZM23 224V225H24ZM137 224H139V223H137ZM2 225V224H1ZM0 225V226H1ZM17 224H15V226H16ZM19 225V227H21ZM106 225V224H105ZM144 226H141V227H146L145 225L146 224H143ZM154 225H156V224H154ZM7 226V225H6ZM82 226V225H81ZM108 226V225H107ZM148 226H149V224H148ZM153 226V224L150 226V227H152ZM163 226V225H162ZM14 227V226H13ZM19 227L18 228H16V233L15 234H17V229H19ZM8 228V227H7ZM23 228V227H22ZM24 228H26V227H24ZM149 228V227H148ZM3 229H4V227H3ZM11 229V228H10ZM13 229H15V228H13ZM66 229H69V228H66ZM65 229V230H66ZM71 229V228H70ZM69 229V230H70ZM109 229V228H108ZM107 229V230H108ZM147 229V228H146ZM5 230V229H4ZM3 230V231H4ZM20 230V229H19ZM22 230V229H21ZM24 230H27V229H24ZM24 230H22V231H24ZM98 230V229H97ZM148 230V229H147ZM147 230H145V231H147ZM151 230V229H150ZM150 230H148L147 232L149 233L150 232ZM191 230V231H192ZM9 231V230H8ZM66 231H68V230H66ZM70 231H74V230H70ZM99 231V230H98ZM101 231V230H100ZM145 231H143V232H145ZM4 232H6V231H4ZM14 232V231H13ZM27 232V231H26ZM166 232V231H165ZM72 233V232H71ZM97 233V235L96 234H94V235H96L97 237H98V232H96ZM102 233H103V231H102ZM108 233V232H107ZM27 234V233H26ZM104 234V233H103ZM164 234V233H163ZM4 235V233L2 232V236ZM23 235V234H22ZM90 235V234H89ZM91 235H92V232H91ZM93 235V236H94ZM102 235V234H101ZM101 235H99V237L98 238H100V236ZM165 235V234H164ZM180 235V234H179ZM96 236H94L95 238H97ZM105 236H108L107 234L105 235ZM104 236V238H106ZM141 236V235H140ZM159 236V235H158ZM201 236V235H200ZM21 237V240H23L22 239V236H20ZM74 237V236H73ZM91 237V236H90ZM102 237H103V235H102ZM101 237V238H102ZM137 237H139V236H137ZM146 237V236H145ZM151 237V236H150ZM204 237V236H203ZM6 238V237H5ZM93 238V237H92ZM103 238V239H104ZM142 238V237H141ZM158 238V237H157ZM182 238H184V237H182ZM107 239L108 238H106V241H107ZM111 239V238H110ZM136 239V238H135ZM145 239H147V240H149V238H145ZM5 240V239H4ZM21 240H20V242H21ZM58 240H60V239H58ZM95 240V239H94ZM97 240V239H96ZM99 240V239H98ZM161 240V239H160ZM159 240V241H160ZM78 241V240H77ZM100 241V240H99ZM113 240H111V242H112ZM139 241V240H138ZM182 241H183V239H182ZM18 242V241H17ZM23 242V241H22ZM63 242V241H62ZM62 242H60L61 244H63ZM88 242H89V240H88ZM92 242V241H91ZM105 243V241H103L102 240V243ZM119 242V241H118ZM117 242V243H118ZM136 242V241H135ZM142 242V241H141ZM141 242H139V243H141ZM144 242H145V240H144ZM6 243H7V240H6ZM79 243V242H78ZM147 243V242H146ZM2 244H4L5 245V243H2ZM7 244H9V243H7ZM12 244V243H11ZM11 244H9L10 246H11ZM52 244V243H51ZM61 244L60 245H58L59 246V248H60V246H61ZM94 244V243H93ZM114 244V243H113ZM142 244V246L144 245L143 243H141ZM3 245V246H4ZM17 245H19L20 247H21V245L20 244H17ZM95 245V244H94ZM105 245H107L106 243H105ZM119 245V244H118ZM149 245H151V244H149ZM201 245V244H200ZM5 246H7V245H5ZM9 246V247H10ZM19 246H18V248H19ZM47 246H49V245H47ZM54 246V245H53ZM96 246V245H95ZM108 246V245H107ZM113 246V245H112ZM139 246H141V245H139ZM138 246V247H139ZM146 246V245H145ZM148 246V245H147ZM190 246V245H189ZM8 247V248H9ZM41 247V246H40ZM87 247V246H86ZM90 247V246H89ZM103 247L104 246H101V248L103 249ZM150 247V249H151V247L152 246H148V248ZM183 247V246H182ZM58 248V247H57ZM91 248V247H90ZM93 248V247H92ZM91 248V250H93ZM95 248V247H94ZM107 248V247H106ZM142 248V247H141ZM146 248V247H145ZM145 248H143V250L145 249ZM16 249H17V246H16ZM22 249V248H21ZM20 249V250H21ZM55 249V248H54ZM86 249V248H85ZM190 249V248H189ZM6 250V249H5ZM52 250V249H51ZM57 250V249H56ZM90 250V249H89ZM96 250L98 251V249L96 248ZM187 250V249H186ZM53 251V250H52ZM59 251V250H58ZM95 251V250H94ZM93 251V252H94ZM55 252H57V251H55ZM106 252V251H105ZM105 252L103 251V252H101L100 254H99V251H98V253L97 252H95L96 254H95V258L97 259V261H99L98 260V257L100 256V255H105ZM115 252V251H114ZM113 252V253H114ZM147 252V251H146ZM149 252V251H148ZM199 252V251H198ZM17 253V252H16ZM22 253H24V252H22ZM197 253V252H196ZM20 254V253H19ZM88 254V253H87ZM115 254V253H114ZM183 254H185V253H183ZM21 255V254H20ZM59 255V254H58ZM57 255V256H58ZM189 255V254H188ZM22 256H24V255H22ZM88 256H90V253L88 254ZM87 256V257H88ZM94 256V253H92V256H90V257H93ZM114 256V255H113ZM131 256V255H130ZM133 256H135V255H133ZM133 256L131 257V258H133ZM146 256V255H145ZM18 257V256H17ZM17 257H15L17 260H19L20 258H17ZM61 257V256H60ZM89 257V258H90ZM101 257V256H100ZM104 257V256H103ZM102 257V258H103ZM143 257V256H142ZM189 257V256H188ZM89 258H86V260H89V263H90V259ZM125 258V257H124ZM138 258H139V256H138ZM190 258V257H189ZM24 259H26V258H24ZM58 259V258H57ZM94 259V257L92 258V262L94 261L95 263H97L95 260H93ZM115 259V258H114ZM127 259H128V257H127ZM144 259V258H143ZM21 260V259H20ZM23 260V259H22ZM21 260V261H22ZM27 260V259H26ZM100 260H101V258H100ZM129 260V259H128ZM190 260V259H189ZM188 260V261H189ZM130 261V260H129ZM133 261H136V259L135 260H133ZM138 261H139V259H138ZM91 262V264H93ZM137 262V261H136ZM10 263V262H9ZM11 263H13V262H11ZM21 264L22 262H18V264ZM24 263V262H23ZM22 263V264H23ZM86 263V262H85ZM126 263H129V264H145V262L141 259L139 262H137V263H135V262H126ZM147 263V262H146ZM191 263V262H190ZM14 264V263H13Z\"/></svg>","mask_w":264,"mask_h":264}]
</instances>
